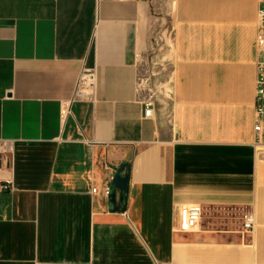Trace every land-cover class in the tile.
I'll return each instance as SVG.
<instances>
[{
  "label": "crops",
  "instance_id": "0c3cea01",
  "mask_svg": "<svg viewBox=\"0 0 264 264\" xmlns=\"http://www.w3.org/2000/svg\"><path fill=\"white\" fill-rule=\"evenodd\" d=\"M169 1L170 100L147 117L153 0H0V180L13 182L0 264H264L260 0ZM122 162L129 189L113 211L103 190ZM188 203L201 223L176 231Z\"/></svg>",
  "mask_w": 264,
  "mask_h": 264
},
{
  "label": "built area",
  "instance_id": "2783aa9c",
  "mask_svg": "<svg viewBox=\"0 0 264 264\" xmlns=\"http://www.w3.org/2000/svg\"><path fill=\"white\" fill-rule=\"evenodd\" d=\"M259 22L257 31V47L260 58L257 62L256 77V97H255V124H254V145L256 147H264V0H260ZM89 72H85L81 81L85 82L89 77ZM145 115L147 117L154 114L155 101L152 96L144 97ZM69 104L63 103L61 106L62 113L68 110ZM10 141L0 138V160L3 155L9 151ZM13 182L10 179L0 180V192L11 190ZM97 188H92V192H96ZM110 191V183L106 184L103 190L105 196L108 197ZM178 218L175 226L176 231L188 232L197 230L201 223L202 208L200 204L188 203L178 206ZM243 228L247 232H252L255 227V217L252 212H248L243 216Z\"/></svg>",
  "mask_w": 264,
  "mask_h": 264
},
{
  "label": "rangeland",
  "instance_id": "374dc122",
  "mask_svg": "<svg viewBox=\"0 0 264 264\" xmlns=\"http://www.w3.org/2000/svg\"><path fill=\"white\" fill-rule=\"evenodd\" d=\"M153 2L155 4L152 9L153 15L161 17V20L158 21L159 25L151 37L154 48L141 61L139 81L143 96H152L156 108L159 109L161 116L165 117L171 94L172 64L168 57H163V44L170 43L172 30H170L168 19L164 17V8L169 7L170 1L153 0Z\"/></svg>",
  "mask_w": 264,
  "mask_h": 264
},
{
  "label": "water",
  "instance_id": "95a60500",
  "mask_svg": "<svg viewBox=\"0 0 264 264\" xmlns=\"http://www.w3.org/2000/svg\"><path fill=\"white\" fill-rule=\"evenodd\" d=\"M130 163L122 162L116 167L115 173L110 181L108 194L109 207L113 211L125 209L126 197L129 189ZM119 192V195L117 194Z\"/></svg>",
  "mask_w": 264,
  "mask_h": 264
}]
</instances>
